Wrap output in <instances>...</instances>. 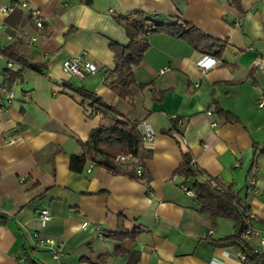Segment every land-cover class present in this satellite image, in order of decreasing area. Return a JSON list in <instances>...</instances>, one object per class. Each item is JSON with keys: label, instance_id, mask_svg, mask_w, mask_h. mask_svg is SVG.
I'll list each match as a JSON object with an SVG mask.
<instances>
[{"label": "crops", "instance_id": "1", "mask_svg": "<svg viewBox=\"0 0 264 264\" xmlns=\"http://www.w3.org/2000/svg\"><path fill=\"white\" fill-rule=\"evenodd\" d=\"M239 3L240 11L232 0H29V8L40 11L42 28L29 10L8 17L10 28L28 38L0 45H12L41 74L24 72L19 90L11 88L15 100L0 110V264H28V252L35 264H102L98 256L117 249L104 264H239L238 250L210 244L234 232L224 235L182 189L178 171L186 154L204 180L237 192L250 225L264 237V0ZM136 13L159 16L164 24H193L227 47L214 58L217 66L201 72L206 56L177 38L149 35L135 70L137 83L149 87L135 92L130 104L120 102L104 80L114 69L111 45L129 44L116 18ZM78 56L98 73L84 80L66 74L63 62ZM163 68L170 71L159 75ZM72 88L94 93L154 132L155 139L144 142L152 156L142 161V177L92 163L82 173L70 171L71 157L83 154L75 139L87 142L105 123L70 96ZM174 116L182 120L181 136L164 133ZM43 210L51 215L45 226ZM119 230L134 236L122 242L107 237ZM35 234L47 243L39 244Z\"/></svg>", "mask_w": 264, "mask_h": 264}, {"label": "trees", "instance_id": "2", "mask_svg": "<svg viewBox=\"0 0 264 264\" xmlns=\"http://www.w3.org/2000/svg\"><path fill=\"white\" fill-rule=\"evenodd\" d=\"M232 5L240 11L239 0H232ZM18 14V12H16ZM20 13V12H19ZM15 14L13 15V17ZM21 17V16H20ZM159 16H150L144 13H136L129 18L118 17L117 23L125 30L129 44L120 46L112 44L110 49L114 55V69L106 72L104 84L118 98L120 102L130 104L135 92L143 91L149 85L138 84L135 78V70L143 61L145 53L149 48L148 38L151 34H164L182 40L193 47V50L206 57L220 59L227 47L226 42L213 40L202 33L193 24L175 22L164 24ZM11 25H15L10 21ZM0 54L13 63L21 66V70L10 71L4 69V76L7 78V86L13 88L22 80L24 72L32 71L41 74L40 66L28 63L22 56L15 53L12 45L0 48ZM73 98L85 108L102 116L105 123L95 129L87 142L75 139L83 154L73 156L70 159V171L82 173L88 163L97 165L117 175H125L135 179L136 162L139 165L142 161L152 156L151 149L145 148L139 126L141 123L129 121L120 115L115 108L107 105L102 98L84 88H72ZM165 92H160L158 101H161ZM220 115L227 121L238 122V118L231 112L220 110ZM173 126L165 134L176 133L182 135L177 122L172 120ZM119 157H130L125 162L117 161ZM256 158V155L255 157ZM183 164L178 173L183 178V185L193 191L195 199L201 211L207 214L212 224L218 220H229L234 224V233L219 241L210 244L218 249L235 248L239 253L247 257L249 263L262 264L253 253L252 248L243 239V232L248 225L246 213L248 208L243 207L238 200L237 192L233 188H222V192L214 190L204 180L203 173L194 164L189 154L183 156ZM256 169V162L252 170ZM218 184V183H217ZM132 233H125L119 230L116 234L107 237L119 242L132 239ZM121 249V248H119ZM98 256V260L104 264L109 258L117 253ZM137 260V259H136ZM28 264H35L29 252L26 253Z\"/></svg>", "mask_w": 264, "mask_h": 264}, {"label": "built area", "instance_id": "3", "mask_svg": "<svg viewBox=\"0 0 264 264\" xmlns=\"http://www.w3.org/2000/svg\"><path fill=\"white\" fill-rule=\"evenodd\" d=\"M29 0H0V42L4 41L5 44H11L15 42L16 40H26L28 36L25 32L19 31L15 32V30L11 29L9 24L7 23L8 17L10 18L18 11H24L29 10L30 17L35 20L37 28H42V21L40 11L36 8H29ZM31 41H35V38H30ZM0 48H4L0 45ZM0 61L5 62V68L7 70H21V66L13 63L12 61H9L6 59L2 54H0ZM218 65V61L211 57L204 58L199 64L198 67L201 72H206L211 69H213L215 66ZM260 65H264V60L260 61ZM63 71L70 75L71 77L77 78L79 80H84L88 76H93L98 73L97 68L86 61L83 56H78L77 58L73 60H66L62 64ZM169 68H163L159 75H163L167 72H169ZM15 93L14 91L9 88L8 86L4 85L0 87V110L4 108L6 105L11 104L15 100ZM263 101L260 102L259 107H263ZM212 113L209 111L207 112V116H211ZM173 120L177 122V124L181 125L182 120L178 119V117L174 116ZM212 127H216V124L213 123ZM140 134L142 135L143 142L149 143L152 142L155 139L154 132L145 124L141 123L139 126ZM13 142V140H10V143ZM130 157H119L117 158V161L125 162L129 160ZM136 176L142 177V169L141 165L136 162ZM214 190L218 192H222L221 186H219L214 179H205ZM255 182L251 181V186H254ZM183 191L188 194L191 197H195L193 191H191L188 187L182 186ZM248 219V225L245 228L243 232V239L248 240L253 237H259V233L252 228L250 225L252 222L251 216L247 214ZM51 220V215L47 210H43L40 215V221L42 226H45L47 222ZM88 223H84L82 225V228H87ZM34 238L38 240L39 244L44 245L47 243L44 239L40 238L38 234L34 235ZM102 238V236H101ZM253 253L258 257V259L261 261L262 264H264V237H260L259 244L257 247L252 249ZM51 254L53 258H57L58 253L55 250H51ZM237 259L239 264H255V263H249L247 261V257L243 253L237 254ZM210 264H219L217 261H213Z\"/></svg>", "mask_w": 264, "mask_h": 264}, {"label": "rangeland", "instance_id": "4", "mask_svg": "<svg viewBox=\"0 0 264 264\" xmlns=\"http://www.w3.org/2000/svg\"><path fill=\"white\" fill-rule=\"evenodd\" d=\"M5 68V62L4 61H0V79L3 80V69ZM14 90L15 92L19 90V86L18 85H14ZM129 116H126L125 119H128ZM240 204H242L240 202ZM217 225L220 228V231L222 233H224V235H231L234 232V225L233 222L229 221V220H218L217 221ZM258 237H253L248 239V243L250 244V246H257L258 245Z\"/></svg>", "mask_w": 264, "mask_h": 264}]
</instances>
